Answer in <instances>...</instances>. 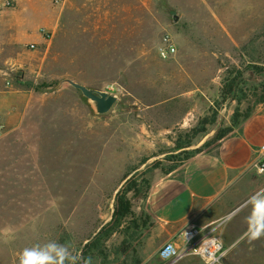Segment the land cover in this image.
Here are the masks:
<instances>
[{
  "label": "rangeland",
  "instance_id": "obj_1",
  "mask_svg": "<svg viewBox=\"0 0 264 264\" xmlns=\"http://www.w3.org/2000/svg\"><path fill=\"white\" fill-rule=\"evenodd\" d=\"M9 1L0 264H23L25 253L45 264H168L165 243L153 245L149 194L264 104V0ZM165 33L179 51L167 62L155 52ZM65 78L120 100L96 116L79 91L58 89ZM119 197L126 217H115ZM251 211L245 203L219 221L229 252L218 264H264V236L245 235Z\"/></svg>",
  "mask_w": 264,
  "mask_h": 264
},
{
  "label": "crops",
  "instance_id": "obj_2",
  "mask_svg": "<svg viewBox=\"0 0 264 264\" xmlns=\"http://www.w3.org/2000/svg\"><path fill=\"white\" fill-rule=\"evenodd\" d=\"M263 145L264 104L227 137L189 159L177 175L156 182L148 198L152 234H158L153 245L176 239L191 224L219 222L243 206L264 185L255 167Z\"/></svg>",
  "mask_w": 264,
  "mask_h": 264
},
{
  "label": "built area",
  "instance_id": "obj_3",
  "mask_svg": "<svg viewBox=\"0 0 264 264\" xmlns=\"http://www.w3.org/2000/svg\"><path fill=\"white\" fill-rule=\"evenodd\" d=\"M51 1L56 6L66 0ZM10 5L11 1L0 0V9ZM155 52L157 58L163 62L174 59L179 51L173 35L170 33L163 34ZM7 85V83H0V92ZM257 156L256 173L258 177L264 180V145L257 150ZM257 195L264 196V185L251 197ZM248 201L246 204L251 205ZM228 252L229 247L225 245L222 223L216 222L210 225H189L176 239L166 242L158 255L163 262L168 264H178L189 258H197L204 264H218L226 258Z\"/></svg>",
  "mask_w": 264,
  "mask_h": 264
},
{
  "label": "water",
  "instance_id": "obj_4",
  "mask_svg": "<svg viewBox=\"0 0 264 264\" xmlns=\"http://www.w3.org/2000/svg\"><path fill=\"white\" fill-rule=\"evenodd\" d=\"M178 20L179 16L174 15V21L177 22ZM64 85H69L79 91L87 100V103L96 116L109 114L120 100L118 93L109 90H96L70 78L62 79L58 89L62 88Z\"/></svg>",
  "mask_w": 264,
  "mask_h": 264
},
{
  "label": "clouds",
  "instance_id": "obj_5",
  "mask_svg": "<svg viewBox=\"0 0 264 264\" xmlns=\"http://www.w3.org/2000/svg\"><path fill=\"white\" fill-rule=\"evenodd\" d=\"M252 206V211L248 217V231L245 235L250 241L257 240L264 236V196L257 195L248 201ZM23 264H45V257L25 253Z\"/></svg>",
  "mask_w": 264,
  "mask_h": 264
},
{
  "label": "trees",
  "instance_id": "obj_6",
  "mask_svg": "<svg viewBox=\"0 0 264 264\" xmlns=\"http://www.w3.org/2000/svg\"><path fill=\"white\" fill-rule=\"evenodd\" d=\"M253 114L249 115V117L247 119H249ZM233 132V129L232 130H229L225 133H222L220 134L216 139L215 141H213L212 143H210L209 145L203 147V148H209L210 146H212L213 144L217 143L218 141L224 139L225 137H227L230 133ZM204 150V149H203ZM203 150H197L196 152H194L185 162L184 164L189 160L191 159L194 155L198 154V153H201ZM183 164V165H184ZM118 203H119V209H117L116 213H115V217H126L129 213H130V210H131V205L129 202L127 201H124V199L120 198L118 199Z\"/></svg>",
  "mask_w": 264,
  "mask_h": 264
},
{
  "label": "bare ground",
  "instance_id": "obj_7",
  "mask_svg": "<svg viewBox=\"0 0 264 264\" xmlns=\"http://www.w3.org/2000/svg\"><path fill=\"white\" fill-rule=\"evenodd\" d=\"M44 13H46V12H44Z\"/></svg>",
  "mask_w": 264,
  "mask_h": 264
}]
</instances>
